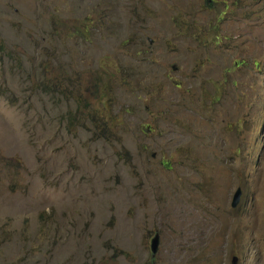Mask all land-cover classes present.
Masks as SVG:
<instances>
[{"label":"rangeland","instance_id":"1","mask_svg":"<svg viewBox=\"0 0 264 264\" xmlns=\"http://www.w3.org/2000/svg\"><path fill=\"white\" fill-rule=\"evenodd\" d=\"M224 1L0 0V264H264V0Z\"/></svg>","mask_w":264,"mask_h":264},{"label":"water","instance_id":"2","mask_svg":"<svg viewBox=\"0 0 264 264\" xmlns=\"http://www.w3.org/2000/svg\"><path fill=\"white\" fill-rule=\"evenodd\" d=\"M238 200V190H236L233 195H232V200L230 202V204L234 205V203ZM156 245H157V235L155 234L153 236L152 239H150V242H149V247H150V251H151V254H154V250L156 248Z\"/></svg>","mask_w":264,"mask_h":264},{"label":"clouds","instance_id":"3","mask_svg":"<svg viewBox=\"0 0 264 264\" xmlns=\"http://www.w3.org/2000/svg\"><path fill=\"white\" fill-rule=\"evenodd\" d=\"M222 20H223V18H222L220 21H216V19H215V23H216V25L218 26L219 23H220ZM230 202H231V201H230ZM236 205H237V204H234V205L229 204V206H230L231 208L235 207ZM150 253H151V251H150ZM150 256L153 257L152 254H151Z\"/></svg>","mask_w":264,"mask_h":264},{"label":"trees","instance_id":"4","mask_svg":"<svg viewBox=\"0 0 264 264\" xmlns=\"http://www.w3.org/2000/svg\"><path fill=\"white\" fill-rule=\"evenodd\" d=\"M222 1L224 2L225 6H227L225 1L224 0H222ZM222 18H223V16H217L216 17V21H220Z\"/></svg>","mask_w":264,"mask_h":264},{"label":"bare ground","instance_id":"5","mask_svg":"<svg viewBox=\"0 0 264 264\" xmlns=\"http://www.w3.org/2000/svg\"><path fill=\"white\" fill-rule=\"evenodd\" d=\"M174 212V211H173Z\"/></svg>","mask_w":264,"mask_h":264}]
</instances>
